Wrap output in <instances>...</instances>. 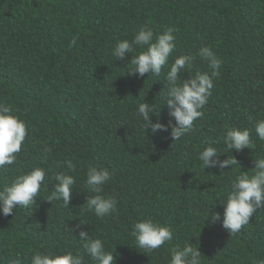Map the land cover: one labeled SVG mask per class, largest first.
I'll list each match as a JSON object with an SVG mask.
<instances>
[{
	"label": "trees",
	"instance_id": "1",
	"mask_svg": "<svg viewBox=\"0 0 264 264\" xmlns=\"http://www.w3.org/2000/svg\"><path fill=\"white\" fill-rule=\"evenodd\" d=\"M143 25L155 34L175 30L174 56L159 77L127 74L139 48L124 61L112 55ZM74 37L76 45L69 47ZM205 46L223 64L204 115L177 141L171 129L149 136L137 118L138 104H154L167 123V89L160 80L181 54L194 58L183 79L210 74L198 54ZM0 103L29 129L17 160L0 169V189L35 167L47 177L36 204L0 214V264L17 254L30 264L37 251L83 252L81 229L115 251L116 264H169L170 249L185 243L199 248L202 264L264 259V208L234 236L221 222L206 220L209 210L223 215L220 199L231 181L251 174L254 159L264 156V141L255 133V122L264 119V0H0ZM230 127L250 129L251 150H226ZM210 143L221 160L240 164L202 168L198 155ZM68 159L74 172L60 166ZM89 164L109 169L112 177L102 194L117 198V211L104 218L85 203L95 195L84 186ZM58 172L76 178L68 208L47 200ZM146 218L174 234L149 256L135 248L131 235L133 224ZM84 264L96 261L85 253Z\"/></svg>",
	"mask_w": 264,
	"mask_h": 264
},
{
	"label": "clouds",
	"instance_id": "2",
	"mask_svg": "<svg viewBox=\"0 0 264 264\" xmlns=\"http://www.w3.org/2000/svg\"><path fill=\"white\" fill-rule=\"evenodd\" d=\"M174 31L173 28H167L163 33L155 34L150 27L143 25L135 32L132 40L119 41L112 55L124 61L128 54L139 48L141 51L135 57L132 56L130 63L133 67L127 74L136 78H143L145 74H148V77H159L168 67L177 47ZM76 42L77 38L74 37L69 47L76 45ZM198 54L207 61L212 70L210 74L196 72L195 75L183 79L181 73L191 71L194 58L190 54H181L171 62L163 80H160L164 83V89H167L163 96V107L166 106L168 110L167 123L163 122L161 110H157L154 104L146 101L138 104L137 118L143 121L142 126L146 128L149 136L163 135L171 129L170 136L177 141L191 132L195 122L204 115L202 109L212 96L214 80L221 74L223 61L210 46L200 48ZM255 133L259 140L264 141V119L255 122ZM28 135L29 129L25 121L13 113L11 106L0 103V169L12 165L17 160V154L21 152ZM223 143L226 150L232 152L243 151L245 148L251 150L254 146L250 129L238 127H230L226 131ZM221 155L210 143L199 153L198 159L204 169L217 167L223 170L240 164L236 158L227 157L221 160ZM253 163L252 173L241 172L236 175L231 181L226 199H220L223 215L209 210L210 214L206 219L212 225L221 222L223 229L233 236L249 224L250 218L257 210L264 208V156L254 159ZM65 165L67 170L75 171L76 165L71 159L61 162L60 166ZM54 178L56 183L47 200H62L63 207L68 208L76 178L67 172H58ZM111 178L109 169L89 164L84 186L95 195L87 197L85 203L87 210L98 218H104L117 211V198L102 194L105 184ZM46 179V170L41 167H35L30 172L17 176L10 184L0 189V214L7 217L14 214V209L28 208L36 204L41 190L47 187ZM81 224L87 222L81 221ZM131 235L135 238V248L148 255L166 247L173 240L174 234L170 226L160 225L146 218L133 224ZM79 238L83 252L78 250L75 253L68 251L57 254L37 251L31 257L30 264H84L85 253L96 261V264H116L115 251H107L101 239L91 238L89 232L84 229L79 231ZM193 245L185 243L183 246H173L170 249L169 264H202V254L199 248ZM8 264H23V260L17 254L16 258L9 259ZM258 264H264V259L258 261Z\"/></svg>",
	"mask_w": 264,
	"mask_h": 264
}]
</instances>
